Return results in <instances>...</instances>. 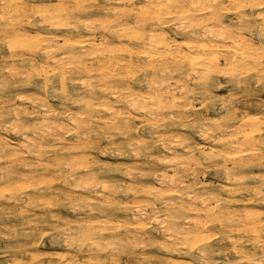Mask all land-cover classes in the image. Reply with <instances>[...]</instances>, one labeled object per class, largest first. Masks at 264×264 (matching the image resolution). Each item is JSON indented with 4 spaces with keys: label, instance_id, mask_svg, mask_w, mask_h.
I'll return each instance as SVG.
<instances>
[{
    "label": "bare ground",
    "instance_id": "obj_1",
    "mask_svg": "<svg viewBox=\"0 0 264 264\" xmlns=\"http://www.w3.org/2000/svg\"><path fill=\"white\" fill-rule=\"evenodd\" d=\"M21 1L8 0L0 7V23L12 17L0 29L8 42L7 48L11 49L0 55L3 59L0 81L30 85L35 81L33 71L39 64L41 68L53 64L59 66L60 73L56 77L63 84L67 80L82 79L80 83L84 88L83 81L102 79L108 87L104 91L91 90L87 93L91 99H82L85 102L106 99L113 104L111 110L92 111L90 119L85 120L89 126L77 129L63 114L65 109L72 112L68 108L58 111L46 104L40 105L32 96L27 102L24 95H18L17 100L25 101L28 106L12 103L14 98L11 97L0 100V178H6L1 191L8 192L14 200L24 198L30 205L37 199L43 203L49 195L62 196L72 210L81 212L72 227L80 228L90 243L83 247L65 244L76 251L68 264H118L113 249L106 252L108 244L111 248L116 245L122 253H131L134 247H143L148 241L159 244L167 253V258L156 259L153 264H199L196 260L200 264H236L237 261L252 264L253 258L256 261L264 258V195L259 194L264 192V176L253 175L256 168H264V100L248 98L241 107L223 104L226 114L217 121L222 122L223 132L211 140L200 135L204 142L191 144L185 137L178 136V132L172 135L175 127L182 125L192 126L199 133L200 125L209 131L215 128L206 123L211 121L208 113L192 112L189 93L198 89L202 95L210 94L217 82L222 85L221 77L237 75L239 70L243 76V70L264 67V22L259 19L264 8L214 12L207 7L209 0H106L103 4L95 2L89 6L84 0H57L55 4L35 8L31 4L33 0ZM25 2L29 5L22 6ZM18 5L26 15L25 24L19 23L20 15L18 23L11 15L14 10L18 11ZM242 12L249 18L244 19ZM91 13H102L106 17L107 25L102 27L104 31L99 40L94 30L97 27L82 20ZM36 14L40 21L34 18ZM253 15L255 19L251 18ZM178 20L185 26L175 28ZM33 29L40 32L34 30L31 34ZM82 29L89 35L85 40H78L79 37L75 40L73 35L82 34ZM223 29L228 32L225 34ZM170 33L173 34L170 36ZM90 59L98 61L95 65L85 63ZM144 59L148 60L143 63ZM165 60H173L174 64L168 65ZM10 69L11 75H7ZM244 76L238 75L232 81L243 91L252 92L254 82H261L249 81ZM54 79L55 76H46L35 84L46 90ZM190 80H199L200 85L190 87ZM204 80L207 83H201ZM161 82L164 86L157 87ZM262 88L264 90V83ZM117 91L127 98L126 102L115 104L116 97L111 93ZM252 107L259 109L257 114L251 113ZM149 108L162 119L153 123L148 116ZM49 112L56 115L46 116ZM168 115H179L182 119L170 124L166 119ZM45 123L60 127L48 135L42 130L35 131L36 125ZM140 123L154 134V141L147 147L142 142L145 130L139 127ZM65 125L68 130H61ZM8 131L22 137L7 138ZM98 132H101L98 138L90 140L92 133ZM135 132L138 141L131 150L143 159L125 167L123 184L99 180L101 169L109 167L96 164L90 149L96 141L104 139L113 151L120 153L124 143L120 138L124 136L128 140ZM109 134L114 138H106ZM68 136L73 139L67 140ZM156 143L167 152L159 156L157 162L153 154L145 153L146 149L156 148ZM128 144L134 145L133 140ZM103 151L104 148L102 154ZM208 153L215 154L211 164ZM66 164L75 168L72 173L75 179L68 178ZM158 164L162 169L156 168ZM203 164L212 168L225 184L221 179L216 187L201 183L192 165ZM47 176L50 178L46 179ZM18 180H23L24 184L22 181L16 184ZM55 181L61 184L56 187ZM117 213L126 216L124 225L112 224ZM153 229L158 235L151 232ZM17 235L11 243L14 248L9 250L15 262L28 254L30 264H43L38 262L40 244L31 239L33 234L24 232L21 236L27 238L23 240ZM214 239L218 244H213ZM223 251L225 255L221 254ZM216 255L221 261H215ZM83 257L88 260H82ZM142 260L136 258L142 264L151 263ZM47 264H52V260Z\"/></svg>",
    "mask_w": 264,
    "mask_h": 264
},
{
    "label": "rangeland",
    "instance_id": "obj_2",
    "mask_svg": "<svg viewBox=\"0 0 264 264\" xmlns=\"http://www.w3.org/2000/svg\"><path fill=\"white\" fill-rule=\"evenodd\" d=\"M17 1L22 2L21 0H17ZM56 2H57V0H54V1L53 0H49V1L33 0L31 2V4H33V6H35V8H39V7L48 6L47 4H52V3L55 4ZM83 2L85 5L89 6L95 2H100V4H103L106 2V0H84ZM107 2H108V0H107ZM25 5L26 6L29 5V3L25 2L24 5H22V6H25ZM1 6H3V4H0V7ZM22 6H21V8H23ZM19 7H20V5H18V7H17L18 11L14 10L11 15L16 17V20L18 18H20L19 17V15H20L22 20L18 19L19 23L23 22L22 24H25V19H23V18H26V15L22 14L23 12L21 10H23V9L20 8L21 10H19ZM14 12H17V13H14ZM103 15L104 14H102V13H91L89 15H86L82 19L83 22L90 23V24H92L93 27H97V28H94V30H95V33L98 37V40L100 39L99 37L104 31L102 27L104 25H107L106 24L107 22H104V21H106V17H104ZM229 16H230L229 18H232L231 15H229ZM95 17L99 18V20L96 19ZM34 18H36L37 20L40 21V18L37 14L34 16ZM8 19H7L6 23H4V21H1L0 29L5 27V25L10 21V19H12V17L8 18ZM93 19H95V20H93ZM101 19H102V21H101ZM13 20L16 21L15 18ZM18 20H17V23H18ZM85 20H87V21H85ZM180 21L181 20L176 21L177 27L174 26L175 28L185 26V25L184 26L181 25L182 21L181 22ZM95 23H97V24H95ZM34 30H37L38 32H40L39 31L40 29H33L32 31H30V32H32L31 34H33ZM1 33L2 32L0 31V55L3 56L7 51H10L11 49L7 48L8 42H6V40L4 39V37H3L4 34H1ZM244 33L248 34V31L245 30ZM171 34H173V33H170V36H171ZM88 35H89V33H87L84 29H82V34H80L78 36L77 35L75 36V34H74L73 36H74L75 40H77L78 37H79L78 40H85ZM228 45H230V43ZM263 50H264V45H263L262 51ZM155 58L158 61L160 59V56L155 57ZM2 60L3 59L0 56V62ZM147 60L148 59H144L143 63ZM97 61H98V59H95V61L90 59L89 61H87L85 63H87V64L92 63L93 65H95ZM164 62H166L168 65H170V63L174 64L173 60H169V62L165 60ZM164 62L162 64H164ZM10 63L14 64V62H10ZM0 65H1V63H0ZM39 65L35 68L36 70L33 71L34 72L33 79L35 81H31L32 83L30 85H25V83H16V84L11 83V84H9L7 82L5 83V81H0V91H1L0 92V100L8 99L9 97H11V98H14V100H13L14 102H12V103H16L18 105L23 103L26 106H28L30 104L25 103V101L27 100V102H29L28 98L31 99L30 96H32L33 97L32 100H34L35 103L39 102L38 104H40V105L46 104L51 108L57 109L58 111L63 110L65 108H68V109L72 110V112H77V110L79 111V109L81 107H83L84 105L65 104L64 101H65L66 97H71L72 99H76V100L77 99L78 100H83V99L89 100L88 98H90V97L87 94L89 91H91V90L100 91L96 88L97 82L95 80L93 81V79L91 81H83V84H85V85L82 84V86L84 88L81 87L82 79L79 81H72V82L67 80L63 84V83H61V81H59V78L56 77L60 73L59 66H55V65L51 64L49 67H45V65H43V68H41V67H39ZM262 66L257 68V70H254V69L248 70L249 74H247V76L245 74L248 71L244 72V70H243L244 73L241 72V75H243V76L245 75L244 78H249L248 79L249 81H261V82H259V84H258V82L257 83L254 82V85L252 86V89H253L252 92L243 91L242 89L237 88L235 86L234 82H232L238 75H239V77L243 78V76H240V74H239L240 70H239V72H236V74L238 73L237 75H235V73H233L234 76L231 75V76L224 77V78L221 77L220 79H222V80H220V81H222V85H224V86L223 87H214L213 91L210 94L202 95V94H200L198 89H195L196 91H194V93L193 92L189 93V101H190V103L192 102L191 103V105H192L191 109L192 108L194 109V110L192 109L193 110L192 112L200 113V114L201 113L202 114L208 113V117L211 119V121H218V120L222 119L223 116L226 114V110L224 108L225 107L224 105L226 103H228V104L232 103L233 105H236L237 107H241L244 105L245 101L248 98L255 99V100H258V99L264 100V96H263L264 90L262 88V85L264 83V80H262V78L264 79V70H263L264 67L261 68ZM0 68H1V66H0ZM250 68H252V66ZM10 70H8L7 75H11L12 69H10ZM51 70H53V71H51ZM250 72H252V74ZM138 74L139 73H135V75H138ZM46 76H50V77L55 76V79H54L55 81H54V83H52L48 87V89L44 90L39 85L37 86V84H35V83H37V82L40 83ZM258 77H260V80L258 79ZM226 80L228 83L226 82ZM75 82H77V83H75ZM84 82H87V83H84ZM188 83L190 84V87H198V85H200L199 80H190ZM86 84L89 85V88L87 87L88 85H86ZM226 85H228V86H226ZM86 87H87V89H86ZM18 95H24L26 97V99H24L25 101H23V102L18 101L17 100ZM34 95H36L37 97ZM99 95H100V93L98 92V96ZM58 96H59V98H57ZM204 96H205V98H204ZM209 100H211V102L208 103ZM83 101H85V100H83ZM211 103H213V104L211 105ZM203 104H205L206 107ZM251 109H252L251 113L254 115L257 114L259 111V109L255 108V107H252ZM165 111H167V110H165ZM167 113H168V111H167ZM139 125L138 126L141 127V129L144 127L143 129L145 131H142L144 141H142V142L147 147L151 142L154 141V139L152 138V136L154 134L152 133L151 129H148L142 123H140ZM141 125H143V126H141ZM176 132H178L177 133V134H179L178 136H180L182 138L185 137V139L187 140L188 143L196 144V143L204 142L200 136L199 130H197L196 128H193L192 126H190V127L189 126H176L174 131L172 132V135H174ZM100 133L101 132H98L97 134L92 133L90 140H93L95 137L98 138ZM9 134H10V136H9ZM5 135L7 138H12L13 140H16V139H19L22 137L20 134L17 135V134H14L12 132H9V131L6 132ZM131 136L132 137L130 139L133 140L134 145L128 144L130 139H128V140L124 139V136H122L120 138V142H122V140H124V143H122L123 150H121L120 153L118 152L119 154L117 153V151H113L114 150L113 147L108 145L104 139H101V141H96L97 144H94L93 149H90L92 151L91 152L92 153V159H94V161L97 162L96 164H101V165H104L105 167H109V169H106V170L104 169V171H101L102 174H100L99 180H101L102 182H110V183L114 180V181L119 182L120 184H123L124 180H126V177L124 176L125 167L126 166L130 167L134 163L136 164V162L139 163V161H141L140 159H143V156L137 157L134 154V152L131 150L132 148H136V142L138 141L137 133L135 132ZM66 138L69 141L73 139L72 136H68ZM155 145H157V143ZM103 148L105 149V151H103L104 153L102 154L101 152H102ZM178 150H181V148L179 147ZM146 152L147 153L149 152L148 154H153L154 155L153 158H156L155 159L156 162H157V158L159 156L167 155V152H164L159 147V145H157L156 148H154L153 150L146 149L145 153ZM192 167L196 169V172L198 173V176H197L198 180L201 181V183L209 185L210 187H216L218 185V180H220L221 177L218 176V174H214L212 168L207 167L205 164H203V165H192ZM156 168L162 169V165L158 164L156 166ZM159 172H161V171L159 170ZM253 175H255L257 177H260V176L263 177L264 176V168L263 169H257L256 168ZM23 178L24 177L22 176L21 179H23ZM48 178H50V177L47 176L46 179H48ZM20 181H22L23 183ZM20 181L15 182V183L19 184V185L21 183L24 184L23 180H20ZM220 182L221 183L223 182L225 184V180H223V179H221ZM5 184H6V178H4V177L0 178V194H1L0 195V264H16L15 257L13 256L12 252H10L9 250H12L14 248V247H12L11 243L16 240L15 236L17 234H18L17 237L19 239L23 240V239L27 238V237L21 236L24 232H29V233L31 232V234H33L32 236H30L31 239L35 240L36 244H40L39 252H38L39 258H40V259L39 258L38 259L40 261L38 260V262L42 261L43 264H47L48 260H52V264L53 263L54 264H56V263L57 264H68L69 261L72 259V257L74 255H76V253H75L76 251L74 249L68 248L65 244L63 245L62 242L61 243L55 242L53 240L52 235H48V234L39 235V234H34V232H35L37 226L43 225L44 222H47L50 224H57L61 228H64L67 226V224H64V222H66V223L70 222L72 225H75L76 223H74V222L76 219L81 217V215H82L81 212L76 213L74 210H72L70 208V206L68 205V201L66 202L64 197L57 196V195H49L47 198H49V197L50 198L49 199L45 198L44 200H42V201H44L43 203L37 199L34 202L35 204L33 203L32 205L28 204L24 198H22V200L11 199L10 194H8V192L1 191L3 189V187L5 186ZM59 184H61L60 181L54 182V186H56V187ZM56 199H58V200H56ZM11 200H12V202H11ZM64 200H65V202H64ZM128 200H130L129 197H128ZM39 201L41 203H39ZM46 203H47V205H46ZM54 203H56V204L54 205ZM9 204H10V206H9ZM55 206L57 207V209H55L56 208ZM72 211H74V212H72ZM13 213H16V215ZM20 213L23 215H21ZM3 216H4V218H3ZM34 218L36 220H34ZM125 221H126V216L123 213H117V216L114 217L112 224L117 225V224L121 223L120 225H124ZM15 228H17V229H15ZM148 230H150V228ZM49 231H50V228H47V227L44 228L45 233H48ZM15 232H16V234H15ZM151 232L155 233V235H158V233L156 232L155 229L151 230ZM212 242H213V244H218V241L216 239H214ZM108 246L109 247L106 246V249L109 251L106 250V252L110 253V250L113 249L112 250L113 253L116 254L115 258L118 259V261H119L118 264H142L141 262L136 261L137 257H139V259H143L142 261H144V263H146V260L150 261L151 263H148V264H153L154 260H156V259L167 258V253L160 247L159 244L153 245L149 241H148V243L146 242L145 246H143V247H141L140 245H137L136 247H134V249H132L131 253H128V251L126 253L120 252L119 247H117L116 245H113L112 248H111V246H112L111 244H108ZM138 247H139V249H138ZM4 250H5V252H4ZM225 252L226 251H223L221 254L225 255L226 254ZM218 257H220V256L216 255V259H217V260H215L216 262L221 261V259L218 260L219 259ZM82 260H88V259L83 257ZM196 262L199 264L201 263L199 260H196ZM20 263L21 264H30V262L28 260V254H25L22 257V259L20 260ZM92 263H94V261H92ZM85 264H87V263H85ZM112 264H115V263H112ZM161 264H162V262H161Z\"/></svg>",
    "mask_w": 264,
    "mask_h": 264
},
{
    "label": "clouds",
    "instance_id": "obj_3",
    "mask_svg": "<svg viewBox=\"0 0 264 264\" xmlns=\"http://www.w3.org/2000/svg\"><path fill=\"white\" fill-rule=\"evenodd\" d=\"M8 0H0V4H6ZM209 10H213L214 12H222V11H236L238 9L243 10V9H255V8H264V0H215L213 3L212 0H209V3L207 5ZM2 11V9H0ZM241 15L243 16L244 19H248L249 17L247 15H244L242 12ZM251 18L255 19V15H253ZM259 19L264 22V13H261L259 16ZM38 26V25H34ZM225 34L228 32V29H223L222 30ZM220 33L217 32V35ZM51 43H55L54 40L50 41ZM167 71V69H165ZM163 75V73H162ZM201 83H207V80L201 81ZM157 87H163L164 84L161 82L160 84L156 85ZM215 87H223L224 85H220L218 82L214 85ZM108 86L104 84V81L102 79H98L96 88L99 89L100 91H104L105 88ZM111 95L115 96V104H121L126 102L127 98L122 95L119 91L111 93ZM59 98V96L57 97ZM143 99V98H141ZM65 104H72V105H84V108L82 109L81 112L79 113H73L71 111H68L65 109L64 115L66 118L74 124L77 129L79 128H84L88 127L89 125L85 123L86 118L90 119L91 117V112L100 108H108L112 109L113 104L104 99V100H99L97 98H94L88 102H85L83 100H73L71 97H66ZM139 110V109H137ZM148 116L151 118L152 122L155 123L156 120L162 119L160 117H157L153 115V112L151 108L147 109ZM38 115V113H36ZM47 115H56V113H46ZM2 118V117H0ZM131 120H135V117H130ZM167 121L170 124H176L178 121H181V116L176 115H168L166 117ZM147 122V121H146ZM206 123H211L215 125L214 130L209 131L208 129L204 128L203 125H200L201 132L200 135L207 139H213L217 134H220L223 132V129L220 127V123L222 122H217V121H207ZM182 126H189V125H182ZM60 126H48L46 123L44 125H36L35 126V131L40 132L41 130L43 131L44 135H48L50 132H54L57 128ZM26 130H31V129H26ZM61 130L67 131V125L63 126ZM121 135H127L126 132H121ZM108 139H112L110 134L106 137ZM142 143V142H141ZM123 147V145L121 146ZM65 151H70V149H64ZM208 162L211 164L213 160H215V154L214 153H208L207 155ZM213 167H216V165L212 164ZM236 165L234 164V167ZM65 167L69 169L68 171V178L69 179H75V177L72 175V173L75 171V168L72 166V164H66ZM101 171H104V169H101ZM80 186V185H77ZM260 195H264V192H260ZM58 219V218H57ZM50 228V231L48 233L44 232V228ZM34 234H39V235H52L53 240L57 243H63L68 246H73V245H80L83 247L85 244L90 243L88 239L85 238L84 234L82 233L80 228H73L72 224L70 222H67V226L64 228L59 227L57 224H50L47 222H44L43 225H38ZM178 235V233L176 234ZM205 253L202 251L201 255H204ZM16 264H20V261H17ZM236 264H239V261L236 262ZM252 264H264V258L260 259L259 261H256L255 258L252 259Z\"/></svg>",
    "mask_w": 264,
    "mask_h": 264
}]
</instances>
